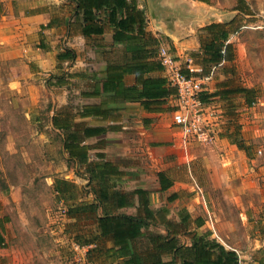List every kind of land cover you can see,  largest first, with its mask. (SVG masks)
<instances>
[{
    "label": "crops",
    "instance_id": "obj_1",
    "mask_svg": "<svg viewBox=\"0 0 264 264\" xmlns=\"http://www.w3.org/2000/svg\"><path fill=\"white\" fill-rule=\"evenodd\" d=\"M135 3L144 13V34L134 32L133 38L120 41L114 37V27L106 21L104 12L96 16L102 30L86 32L87 21L83 11L77 9L75 0H0V121L4 119L8 129L13 127L16 115L13 103L18 98L26 107V116L36 119V126L40 120L49 119V127L59 135L61 143L66 134L74 135V142L84 146L85 160L82 162L70 155L62 143L70 167L75 169L73 172L68 170L64 176L53 177L52 182L54 187L56 180H68L73 186L80 187L78 178L84 181L83 199L71 189L73 197L81 199L78 202L97 199L98 179L90 178L89 169L96 163L107 162L113 169L106 176L110 190H147L149 206L152 209L166 206L169 210L167 216L175 220L178 211L184 207L192 218H202V224L194 227L198 231L208 224V219L195 215L185 206L171 215L173 210L169 206L181 198L184 189H196L197 181L191 171L186 172L184 178L174 177L168 171L169 163L188 161L179 160L180 153L176 151H183L185 158L191 160L189 163L198 160L210 168L209 149H215L217 156L214 159L220 164L228 158L227 152L239 151L236 143L230 135L223 136L222 131L213 147L186 137L172 122L173 93L146 106L144 98L123 96L120 90L123 87L140 88L136 73L126 70L128 60L132 61L135 56L139 58L141 48L145 58L158 60L156 51L163 46L181 68L190 67L195 73L205 65L209 71L202 75L206 77L205 92L213 94L210 107L226 122L239 108L238 104L246 105L240 88L247 86L237 83L235 68L243 60L235 18L242 12L235 7L236 4L229 10H221L207 0H135ZM213 23L217 26L207 27ZM221 30L227 33V37H214ZM210 44L220 47L221 52L230 57L210 62L204 52ZM228 44L230 46L226 48ZM149 51L154 55L149 56ZM149 74L166 77V70L153 69L144 76ZM18 89L21 95L14 97ZM53 118H67V130L55 127ZM84 130L90 132L86 135ZM158 172L171 182L166 189H160ZM176 180L191 186L172 189ZM164 193V204L154 208L153 199ZM174 194L175 197L168 201L167 198ZM131 198L129 205L117 211L135 214L139 197L133 193ZM0 201V264H24L25 255L28 260L35 258L32 249L40 247L38 237L42 233L32 225L16 224L13 218L15 204L9 196H0ZM101 213L99 207L94 215ZM79 224L86 229L93 228L92 220ZM54 229L45 228L43 233H53ZM149 229L165 230L162 225L155 224H150ZM26 230L37 242L15 239ZM62 233L66 234L64 230ZM188 240L186 237L182 241ZM106 245H109L108 241ZM225 246L236 250L230 244Z\"/></svg>",
    "mask_w": 264,
    "mask_h": 264
},
{
    "label": "rangeland",
    "instance_id": "obj_2",
    "mask_svg": "<svg viewBox=\"0 0 264 264\" xmlns=\"http://www.w3.org/2000/svg\"><path fill=\"white\" fill-rule=\"evenodd\" d=\"M207 1L221 10H229L236 4L242 12L235 17L236 35L243 50V60L235 67L237 83L253 88L254 102L238 104L239 108L231 113L234 119L226 123L229 135L237 147L238 144L242 147H238L239 151L227 152L228 158L220 164L214 159L217 156L214 148L208 150L210 168L198 160L189 163L191 160L185 158L183 151H176L180 153L179 160L188 161L169 163V173L184 178L186 172L191 171L199 188H190L191 184L176 180L172 189H190L181 191V198L169 206L173 210L171 215L185 206L195 215L208 219V224L198 232L209 230L211 237L234 246L240 264H264V0ZM16 95H21L20 89L14 92V97ZM13 111L16 114L13 127L8 129L4 119L0 121V196H9L15 204L16 224L32 225L42 233L41 239L38 237L40 247L32 249L35 258L28 260L25 255L24 264H97L86 258L85 249L75 250L72 240L62 233L67 223L72 222L62 209L72 200L55 192L52 180L75 168L70 167L59 135L49 127L48 118L40 120L36 126V119L26 116V107L18 98L13 103ZM202 144L215 146V143ZM78 180L81 186L71 189L83 199L84 181ZM165 195L155 196L154 208L164 204ZM91 220L90 216L82 214L78 222ZM52 227L55 228L53 233H43L45 228ZM25 232L15 239L37 242L34 235ZM181 239L186 240V237L182 235Z\"/></svg>",
    "mask_w": 264,
    "mask_h": 264
},
{
    "label": "trees",
    "instance_id": "obj_3",
    "mask_svg": "<svg viewBox=\"0 0 264 264\" xmlns=\"http://www.w3.org/2000/svg\"><path fill=\"white\" fill-rule=\"evenodd\" d=\"M77 9L82 10L86 19V32H99L102 30L101 24L96 19L101 12L105 13V19L114 27V37L116 40L133 38V33L144 34V13L135 3V0H75ZM217 24L208 25L213 28ZM216 38L225 39V31H217ZM230 45L228 44L226 48ZM158 49V48H157ZM210 62H219L230 56L221 52L220 47L214 44L204 48ZM155 53V52H154ZM139 58L128 60L129 66L126 70L134 71L140 88L123 87L120 94L123 96H139L144 98L147 106L151 101H157L160 97L175 93V87L167 83L165 76L147 75L144 73L153 69L163 68L160 60L145 58L144 50L141 48ZM156 54L158 52L156 51ZM149 56L154 55L148 52ZM131 61V62H130ZM186 74H192L188 68H182ZM205 65H202L200 72L196 75L208 74ZM240 91L244 93L245 103L252 105L254 95L252 87H242ZM213 94H207L205 90L200 97L205 102H210ZM234 119L230 116L222 129V135L229 137L230 128L228 120ZM53 125L67 130L68 119L53 118ZM90 130H84L87 135ZM74 135H65L62 140L63 147L68 153L78 160L84 162L85 149L78 142H74ZM71 139V140H69ZM238 147H242L238 144ZM113 169L107 162L96 163L89 169L90 178L98 179V197L92 202H75L71 187L73 184L68 180H56L54 189L60 195L67 196L69 203H66L65 215L74 218L75 221L68 222L65 233L68 237L79 245L89 246L86 258L97 264H240L236 250L226 247L216 238L211 237L209 230L198 232L194 227L202 224V218L196 216L192 218L186 208L178 211V219L167 216L168 208L161 206L152 209L149 206L147 190L142 188L133 191L110 190V184L106 181L108 173ZM160 189H166L171 182L167 181L162 172H158ZM137 193L138 206L135 214L118 212L117 209L129 205L132 202L131 195ZM175 194L167 199L171 201ZM102 208L101 214H96L98 208ZM82 214L92 218L93 228L86 229L80 225L78 220ZM150 224L162 225L164 231L149 229ZM186 236L188 242L182 241L180 236ZM107 241L109 245L107 246Z\"/></svg>",
    "mask_w": 264,
    "mask_h": 264
},
{
    "label": "built area",
    "instance_id": "obj_4",
    "mask_svg": "<svg viewBox=\"0 0 264 264\" xmlns=\"http://www.w3.org/2000/svg\"><path fill=\"white\" fill-rule=\"evenodd\" d=\"M159 60L166 70L168 84L175 87V107L172 122L181 128L183 134L199 143H214L225 122L219 114L213 112L209 102L201 99L205 90L204 76L186 74L174 56L163 46L158 50ZM190 71L191 68H188ZM65 212V208L62 209ZM75 250L87 249V245L71 242ZM84 261V258H82Z\"/></svg>",
    "mask_w": 264,
    "mask_h": 264
}]
</instances>
